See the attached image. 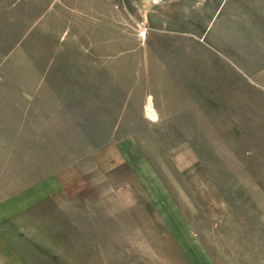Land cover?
Segmentation results:
<instances>
[{
    "label": "rangeland",
    "instance_id": "374dc122",
    "mask_svg": "<svg viewBox=\"0 0 264 264\" xmlns=\"http://www.w3.org/2000/svg\"><path fill=\"white\" fill-rule=\"evenodd\" d=\"M0 264H264V0H0Z\"/></svg>",
    "mask_w": 264,
    "mask_h": 264
}]
</instances>
